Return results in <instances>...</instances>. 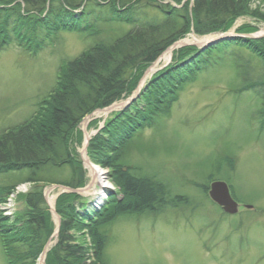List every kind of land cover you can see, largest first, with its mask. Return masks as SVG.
<instances>
[{
    "label": "trees",
    "instance_id": "obj_1",
    "mask_svg": "<svg viewBox=\"0 0 264 264\" xmlns=\"http://www.w3.org/2000/svg\"><path fill=\"white\" fill-rule=\"evenodd\" d=\"M163 1L0 0V51L15 47L37 53L55 45L63 32L92 41L60 66L55 86L29 118L0 128V174L16 175L0 186V202L25 181L84 186L85 171L70 140L78 124L95 109L131 94L145 69L191 29L196 34L225 32L245 15L264 21V12L251 9L254 2L264 7V0H192L191 4L169 0L179 7ZM102 22L128 28L107 39L96 26ZM253 30L244 26L235 31ZM223 61L230 63L240 83L232 90L249 91L257 101L253 117L258 132L264 134V36H237L201 51L194 46L178 48L172 61L148 78L138 99L113 112L88 142L89 159L108 170L120 196L85 211L82 204L74 205L77 193L60 194L55 202L60 216L57 240L46 253L45 264H110L106 228L118 216L159 213L177 205V196H171L159 178L134 174L129 167L123 170L122 161L135 137L156 127L169 113L186 83L217 70ZM62 170L67 171L65 178L59 177ZM23 199V212L12 223L0 213V243L8 264H37L53 232L42 191L34 189Z\"/></svg>",
    "mask_w": 264,
    "mask_h": 264
},
{
    "label": "rangeland",
    "instance_id": "obj_2",
    "mask_svg": "<svg viewBox=\"0 0 264 264\" xmlns=\"http://www.w3.org/2000/svg\"><path fill=\"white\" fill-rule=\"evenodd\" d=\"M257 4L254 2L251 9L264 12L263 5ZM151 14L157 12L149 11ZM96 26L107 39L128 28L125 24L103 22ZM244 26L253 28L251 33L264 36V21L251 15L235 19L227 31L234 34ZM220 32L196 34L191 29L181 42L185 43L183 46H196L194 38L209 41ZM91 43V37L84 39L77 33L63 32L55 45L37 53L15 47L0 51V128L29 118L37 102L55 86L60 66ZM183 46L175 47L174 51ZM162 55L165 58L160 60ZM171 57L163 52L152 65L154 73L166 66ZM221 63L217 70L199 74L186 83L177 102L158 125L142 130L130 144L123 166L134 174L159 178L171 196H177V205L159 213L118 216L106 228V255L110 264H264V134L258 132L253 117L257 101L249 91L232 90L240 83L230 63ZM129 96L130 93L125 94L110 109L95 110L81 120L70 139L80 162L88 155L82 153L86 134L92 137L98 133L113 112L122 109ZM83 167L88 183L92 177L86 164ZM98 168L108 174L106 169ZM15 176V173L0 174V186ZM66 176L67 171L62 170L59 177ZM215 179L226 181L239 202L234 215L224 214L210 200L207 189ZM108 181L110 189L105 203L120 196ZM96 184L93 181L81 196L90 195ZM48 185L25 187L11 202L12 192L22 184L13 186L1 203L3 216L15 207L14 215L6 217L7 222L12 223L22 214L27 192L41 191ZM58 192L50 193L49 205L55 207ZM51 222L54 232L58 223L55 215ZM0 264H8L1 243Z\"/></svg>",
    "mask_w": 264,
    "mask_h": 264
},
{
    "label": "water",
    "instance_id": "obj_3",
    "mask_svg": "<svg viewBox=\"0 0 264 264\" xmlns=\"http://www.w3.org/2000/svg\"><path fill=\"white\" fill-rule=\"evenodd\" d=\"M250 37H255L253 35H249ZM230 37H233V35L228 34V33H221L218 35L217 38L212 39L210 42H208L206 45H198L201 46V48H204L207 45H211L223 40H227ZM175 46V44H173L172 46H170L168 48V50H171L173 47ZM148 71V69L146 70V72ZM145 72V73H146ZM138 94V92H137ZM137 94L135 93V95H133L132 97L129 98V100L127 101L126 105H128L129 103H131L133 100H135ZM88 142V138L86 140V144L84 146V150L86 149V145ZM126 168L123 167V170H125ZM71 192H79L82 189H68ZM208 195L210 196V198L217 203L219 206L222 207L223 211L229 214H234L237 211V202L231 197L230 193H229V189L228 186L225 182L223 181H213L211 182L210 186H209V190H208ZM56 215V214H55ZM57 216L58 219V223H57V228L55 230V232L53 233L54 236L57 235V229L59 227V216ZM52 237V236H51ZM44 253V252H43ZM43 256V255H42Z\"/></svg>",
    "mask_w": 264,
    "mask_h": 264
},
{
    "label": "bare ground",
    "instance_id": "obj_4",
    "mask_svg": "<svg viewBox=\"0 0 264 264\" xmlns=\"http://www.w3.org/2000/svg\"><path fill=\"white\" fill-rule=\"evenodd\" d=\"M208 39H203L202 41H198L197 39H193L192 41L193 42H198V44L200 43H205ZM169 53V51L167 52V54ZM165 55V54H164ZM162 55L160 60L165 58V56L167 55ZM155 70V65L152 66L148 73L145 75V77L142 79L141 83H140V86H142L143 82L145 81V79ZM87 166L90 170V173L91 175H93L94 179H95V182L99 185V187L101 189H106V190H109L110 189V183L108 181V176L106 174V172L104 170H101L96 167L95 165H92L90 163H87ZM99 193H101V195L99 196ZM96 194L99 196L98 199H100L103 195H102V191H97ZM102 200H99L98 203H101ZM43 257V256H42ZM42 257L40 259V262H42Z\"/></svg>",
    "mask_w": 264,
    "mask_h": 264
}]
</instances>
